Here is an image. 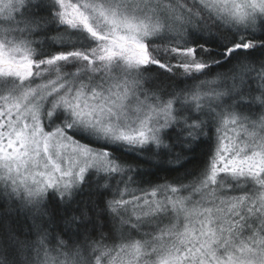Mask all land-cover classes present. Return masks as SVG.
<instances>
[{"label": "snow or ice", "instance_id": "6c2138e0", "mask_svg": "<svg viewBox=\"0 0 264 264\" xmlns=\"http://www.w3.org/2000/svg\"><path fill=\"white\" fill-rule=\"evenodd\" d=\"M0 264H264V0H0Z\"/></svg>", "mask_w": 264, "mask_h": 264}]
</instances>
